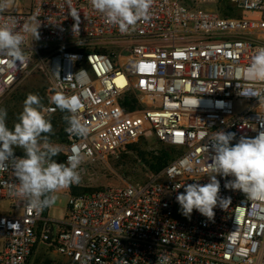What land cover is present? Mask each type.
I'll return each mask as SVG.
<instances>
[{
  "label": "built area",
  "instance_id": "2783aa9c",
  "mask_svg": "<svg viewBox=\"0 0 264 264\" xmlns=\"http://www.w3.org/2000/svg\"><path fill=\"white\" fill-rule=\"evenodd\" d=\"M8 16L19 26L35 18L39 38L24 34L23 65L0 56V99L32 73L46 76L51 97L77 96L89 133L66 125L65 163L79 153L83 172L147 133L176 152L144 181L69 194L60 219L11 195L17 181L7 163L0 264H157L162 254L169 264H264V199L226 188L234 177L217 175L211 220L195 209L176 213L184 192L176 185L209 183L216 133H235V144L264 131V82L243 73L264 47V0H153L150 18L127 31L90 0H30L0 13ZM130 94L136 107L125 111Z\"/></svg>",
  "mask_w": 264,
  "mask_h": 264
},
{
  "label": "clouds",
  "instance_id": "9594fccd",
  "mask_svg": "<svg viewBox=\"0 0 264 264\" xmlns=\"http://www.w3.org/2000/svg\"><path fill=\"white\" fill-rule=\"evenodd\" d=\"M10 0H0V13L9 6ZM91 6L102 14L106 22L127 31L141 20L147 21L153 0H90ZM75 16V13H73ZM40 23L18 25L15 17H0V56L9 58L15 65H23L27 57L21 45L26 33L39 38ZM244 75L252 81L264 82V47L255 51L251 63L243 69ZM255 95H259L258 93ZM56 109L66 112V131L72 135L85 137L89 127L77 113L82 108L79 98L58 92L50 98ZM55 109L46 108L37 94H28L19 114L18 122L9 129L6 124L7 110L0 108V168L11 164L17 183L11 186V195L26 201L28 207L41 211L52 206L57 193L80 182L79 166L82 156L79 153L68 157L67 163L57 162L54 157L61 152V146L53 144L50 135L53 126L47 113ZM235 133L220 131L212 140V162L209 183L176 185L184 187V192L176 196L182 214L190 217L195 209L208 219L214 217V207L218 204L220 183L217 175L232 176L234 180L225 184L226 188L240 190L252 200L264 199V131L254 137L241 136L233 144ZM15 147L23 149V156H16ZM230 203V200L220 201ZM127 264V261H124ZM157 264H169L167 254L158 256Z\"/></svg>",
  "mask_w": 264,
  "mask_h": 264
},
{
  "label": "rangeland",
  "instance_id": "374dc122",
  "mask_svg": "<svg viewBox=\"0 0 264 264\" xmlns=\"http://www.w3.org/2000/svg\"><path fill=\"white\" fill-rule=\"evenodd\" d=\"M30 0H10L5 12L11 10L14 4L26 9ZM48 80L42 73H32L28 77L18 82L1 99L0 108L7 110L6 124L9 129L18 122L19 114L23 110L24 101L28 94H37L43 105L50 102L51 93L48 91ZM131 95V94H130ZM132 96V95H131ZM53 126V133L50 140L63 148V131L67 123L64 119L65 114L60 110L47 114ZM168 146L160 143L152 134H145L135 142L128 145L125 149L108 155L103 160H98L87 164L83 172H80V182L73 184L69 188L57 193L56 202L47 207V215L53 219H60L65 214L66 204L69 194L90 191L97 188L123 185L129 182H141L146 180L150 173H155L150 169L146 162H150L153 156H157L161 151H167ZM14 151L23 152L20 147H15ZM175 155L171 154V158ZM57 162L65 163L62 150ZM9 211V203L0 200V214ZM177 215L184 216L180 207L176 208ZM1 245V240H0Z\"/></svg>",
  "mask_w": 264,
  "mask_h": 264
},
{
  "label": "trees",
  "instance_id": "16d2710c",
  "mask_svg": "<svg viewBox=\"0 0 264 264\" xmlns=\"http://www.w3.org/2000/svg\"><path fill=\"white\" fill-rule=\"evenodd\" d=\"M129 99H125L123 102H122V108L125 110V111H130V110H133L135 109L136 107V104H135V100L132 96H129L128 97ZM59 110V109H58ZM62 112V111H61ZM63 114H65L66 116V112H62ZM63 143L65 142V139H64V131H63ZM169 147V146H168ZM16 152H19V153H23V152H20V151H16ZM176 151L174 148L172 147H169L167 151H161L159 152V154L157 156H153L151 159H150V162H146V165L152 169L153 171L157 172L159 171L163 166L166 165V163L171 159V154H174ZM24 154V153H23ZM55 160L58 159V157H54ZM46 209V208H45Z\"/></svg>",
  "mask_w": 264,
  "mask_h": 264
},
{
  "label": "bare ground",
  "instance_id": "6f19581e",
  "mask_svg": "<svg viewBox=\"0 0 264 264\" xmlns=\"http://www.w3.org/2000/svg\"><path fill=\"white\" fill-rule=\"evenodd\" d=\"M117 81H118L119 83H121V82H122L120 77L117 79Z\"/></svg>",
  "mask_w": 264,
  "mask_h": 264
}]
</instances>
